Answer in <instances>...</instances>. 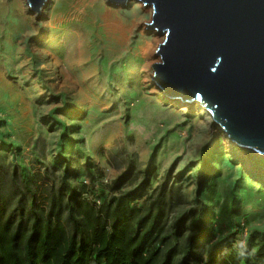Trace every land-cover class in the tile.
Returning <instances> with one entry per match:
<instances>
[{"label":"rangeland","instance_id":"1","mask_svg":"<svg viewBox=\"0 0 264 264\" xmlns=\"http://www.w3.org/2000/svg\"><path fill=\"white\" fill-rule=\"evenodd\" d=\"M109 1L45 0L37 16L29 0H0L1 191L25 192L24 172L36 202L46 207L65 175L59 144L70 138L79 151L70 156L68 182L82 197L97 190L110 199L144 182L140 207L171 192L165 218L170 232L177 217L199 207L204 176L212 173L214 191L204 193L215 211L230 207L236 196L247 232H264V157L230 142L197 104L163 96L150 78L160 62L158 46L147 57L140 54L144 40L158 37L159 45L163 37L148 28L152 16L142 10L149 7ZM109 8L119 10L114 15L125 24H139L125 42L105 30ZM130 165L125 181L112 189ZM214 219L217 237H225L224 216ZM242 246L237 237L233 248Z\"/></svg>","mask_w":264,"mask_h":264},{"label":"trees","instance_id":"2","mask_svg":"<svg viewBox=\"0 0 264 264\" xmlns=\"http://www.w3.org/2000/svg\"><path fill=\"white\" fill-rule=\"evenodd\" d=\"M62 131L66 138V129ZM77 144L70 138L59 144L65 175L60 190L48 195L46 207L36 202L24 172L25 192L12 195L0 189V264H264V232H247L236 196L230 207L219 211L205 198V191L213 193L217 175L204 176L200 192L205 189L196 200L199 207L177 217L166 232L171 192L166 198L162 191L140 207L138 202L147 193L144 182L110 199L97 190L82 197L68 182L70 156L74 148L79 151ZM215 160H220L218 153ZM131 167L112 189L122 185ZM86 172L92 176L89 168ZM84 176L81 171L80 177ZM217 214L228 224L223 238L217 237ZM189 230L194 234L188 236ZM237 237L244 241L238 249L233 248Z\"/></svg>","mask_w":264,"mask_h":264},{"label":"water","instance_id":"3","mask_svg":"<svg viewBox=\"0 0 264 264\" xmlns=\"http://www.w3.org/2000/svg\"><path fill=\"white\" fill-rule=\"evenodd\" d=\"M137 1L159 11L148 27L166 34L152 67L163 96L198 102L231 141L264 155V0ZM42 3L29 0L37 16Z\"/></svg>","mask_w":264,"mask_h":264},{"label":"bare ground","instance_id":"4","mask_svg":"<svg viewBox=\"0 0 264 264\" xmlns=\"http://www.w3.org/2000/svg\"><path fill=\"white\" fill-rule=\"evenodd\" d=\"M45 0H43V3H42V5H41V7H43V6H46V2H44ZM85 2H86V4H91V3H93L94 1H96V0H84ZM111 1V0H110ZM121 1H123V0H121ZM122 3H125V1H123ZM40 7V8H41ZM44 8V7H43ZM42 8V9H43ZM32 11L33 12H35V10H34V8H32ZM117 11H119V10H112L111 8H109L108 9V11L106 12V14L103 16V21H104V23H107L106 24V31H107V34L109 35V36H111L112 38L113 37H115V38H118L117 36L119 35V40H120V42H122V41H124L125 42V40H126V38H127V35H128V33H130L131 31H132V28H134V27H136V26H139V24H138V22H137V20L135 19V20H132L131 21V23H128V24H125L120 18H118V17H116L115 15V12H117ZM149 11V15L150 16H152V17H150L152 20L154 19V20H156L157 18H158V16H159V11L157 12L158 14L156 15V16H153L152 15V7L150 6L149 8H146V9H144V10H142V12L144 13V14H146L147 12ZM115 14V15H114ZM148 14V13H147ZM138 19H140L139 17H138ZM141 24V23H140ZM149 28V30H153L152 29V27H148ZM142 36V35H141ZM162 41H164V38H165V36H166V34L165 33H163L162 34ZM144 37V36H143ZM143 39V38H142ZM144 39H145V37H144ZM148 39V38H147ZM157 39H158V37H155V38H153V40L152 41H146V40H144L143 41V46L140 48V54H141V56L142 57H147L148 55H149V53H150V51L152 50H154L155 51V49L157 48V46H158V43H159V41H157ZM162 43V42H161ZM140 56V57H141ZM138 57V56H137ZM158 57H159V55H158ZM153 67V66H152ZM151 78V80L153 79V77L151 76L150 77ZM155 83V82H154ZM155 85H156V83H155ZM157 87V86H156ZM158 89V88H157ZM159 90V89H158ZM161 92V91H160ZM179 102V101H178ZM177 101H176V103H178ZM195 103V102H194ZM194 103H191V104H194ZM195 104H197L200 108L199 109H201L202 110V112H204L205 113V115H207L208 116V118L213 122V123H215V124H218V123H216V122H214V119H213V117H212V115L210 114V113H208L207 111H205L204 110V108L198 103V102H196ZM202 112L200 113V114H202ZM219 127V126H218ZM220 129H221V127H219ZM224 135H225V138H227L230 142H232L234 145H236L238 148H241V149H246V148H243V147H240L239 145H237L234 141H231V138L230 137H228V135H227V133H225L224 132ZM246 150H249V149H246ZM254 153H256V154H258V152L257 151H254ZM259 155V154H258ZM260 156H261V154H260ZM261 157H264V155H262Z\"/></svg>","mask_w":264,"mask_h":264},{"label":"built area","instance_id":"5","mask_svg":"<svg viewBox=\"0 0 264 264\" xmlns=\"http://www.w3.org/2000/svg\"><path fill=\"white\" fill-rule=\"evenodd\" d=\"M246 236V232H243V237H245ZM241 243H242V245H243V243H244V241L241 239Z\"/></svg>","mask_w":264,"mask_h":264}]
</instances>
